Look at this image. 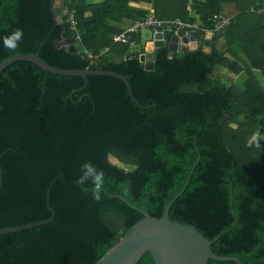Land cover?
<instances>
[{"label": "trees", "instance_id": "obj_1", "mask_svg": "<svg viewBox=\"0 0 264 264\" xmlns=\"http://www.w3.org/2000/svg\"><path fill=\"white\" fill-rule=\"evenodd\" d=\"M55 1L0 0V63L39 53L59 68L111 70L143 107L110 75H89L79 91L83 77L26 60L0 74V229L49 220L50 187L55 210L51 223L0 235V264H95L144 218L139 209L161 218L197 162L171 219L209 239L221 235L216 254L264 264V0H192L196 17L190 0H63L81 34L74 51L58 46L75 34ZM132 2L151 4L163 20L196 23L200 40L212 31L211 50L171 56L166 45L153 70L139 57L118 63L131 47L113 37L150 11ZM228 4L237 14L215 30ZM17 28L23 40L10 52L3 37ZM241 72L244 80L231 75ZM87 161L105 173L100 202L76 183ZM138 264L156 263L148 252Z\"/></svg>", "mask_w": 264, "mask_h": 264}, {"label": "water", "instance_id": "obj_2", "mask_svg": "<svg viewBox=\"0 0 264 264\" xmlns=\"http://www.w3.org/2000/svg\"><path fill=\"white\" fill-rule=\"evenodd\" d=\"M55 6V12L58 16V20L62 22L63 0H56ZM145 30L151 35V37L148 38L149 41H147L148 43L150 42V45H147L146 50L148 52H153L155 55L161 47L166 45H168L171 51V56H173L176 52L188 53L198 48L208 50V47H210L211 44V40L206 39L204 44L200 45L198 40L191 39L190 31L183 27L175 29L172 25H166L163 30L157 31L154 37L152 36V29ZM209 35L212 36L213 32L210 31ZM58 46H68L70 51H74L81 47V42H72L70 38H67L60 41ZM141 49V43L134 45L130 48L127 55L121 56L117 59V62H124L128 57H139L147 69L153 70L155 68L154 60H148L147 53L140 54ZM19 60L33 62L43 70L54 74L76 75L83 77L86 84L84 87L79 89V91L83 90L87 86L89 75H110L116 77L126 84L131 98L142 106L134 96L131 84L124 75L104 69L59 68L46 62L41 58L39 53L16 54L5 59L0 63V74L11 64ZM144 108H150V105H147ZM197 164L198 162L193 165L183 189L168 203L164 215L161 218L154 217L149 212L138 208L144 214V218L128 228L124 236H122L120 240L113 245L95 264H138L142 257L148 252L153 255L156 264H209L211 259L216 261H234L237 264H243L241 259L238 257L219 255L213 251L212 245L221 237V235L214 239H209L196 226L175 222L170 217V211L173 204L187 189ZM2 185L3 172L0 166V193ZM115 196L123 199L130 206L137 208L125 197L121 195ZM50 203L51 187L48 190L47 201V206L52 212V217L49 220L28 223L16 227L3 228L0 229V235L10 232H19L23 229L33 228L35 226L53 222L55 210L51 207Z\"/></svg>", "mask_w": 264, "mask_h": 264}, {"label": "built area", "instance_id": "obj_3", "mask_svg": "<svg viewBox=\"0 0 264 264\" xmlns=\"http://www.w3.org/2000/svg\"><path fill=\"white\" fill-rule=\"evenodd\" d=\"M62 16L67 17V21L70 24V28L75 34V42H81V34L78 29V21L75 17V10L70 9L68 6L63 7ZM215 21V30H220L225 28L229 22L230 17L221 13L214 18ZM166 25H172L175 29L179 27L186 28L188 30H193L198 27V25L183 22L180 19L173 20H163L156 16L153 9H151L145 17L137 19L132 22L131 25L125 28L120 34L114 37L115 42H120L128 44L130 47H133L137 44L135 36L141 34L145 29H152L154 31L163 30ZM92 56V54H90ZM98 59V56H95Z\"/></svg>", "mask_w": 264, "mask_h": 264}, {"label": "clouds", "instance_id": "obj_4", "mask_svg": "<svg viewBox=\"0 0 264 264\" xmlns=\"http://www.w3.org/2000/svg\"><path fill=\"white\" fill-rule=\"evenodd\" d=\"M23 36V30L17 28L9 35L3 37V46L10 52H15L23 40ZM253 141H256V146L259 147V142L255 136ZM76 183L81 186L86 194L90 192L96 202L101 201L105 185V173L91 161L84 162L81 165V174Z\"/></svg>", "mask_w": 264, "mask_h": 264}, {"label": "crops", "instance_id": "obj_5", "mask_svg": "<svg viewBox=\"0 0 264 264\" xmlns=\"http://www.w3.org/2000/svg\"><path fill=\"white\" fill-rule=\"evenodd\" d=\"M199 1H202V2H204L205 0H199ZM87 2L89 3V4H97V3H99L100 2V0H87ZM191 4H192V0H190L189 1V9L191 8ZM131 6H133V7H135V8H146V9H153V6L150 4V5H148V4H139V3H135V2H132L131 3ZM225 14H227L230 18L231 17H233L234 15H236L237 14V10L235 9V7L233 6V5H225V7H224V11H223ZM190 13H191V16H193V17H196L197 16V11L196 10H194V9H190ZM190 31V37H191V39H193V40H198V42L200 43V45L201 44H204V42H205V40L206 39H210L211 40V44H210V47H208L209 49L208 50H205V51H210L211 50V47H212V38H213V35L211 36V35H209V32H207L206 33V35L202 38V40H200L199 39V36H198V32H197V30L196 29H193V30H189ZM157 31H154L153 30V37H154V35H155V33H156ZM116 36V35H115ZM114 36V37H115ZM113 37V38H114ZM140 41L138 42L139 44L141 43L142 44V49H141V51H140V54H142V53H147V58L149 59L150 57L152 58V59H150L151 61H153L154 60V62H155V54H153V52H148L147 50H146V48H147V45H150L147 41H149L148 40V38L149 37H151V35L150 34H148L147 32H146V30H144V31H142L141 32V34H140ZM152 37V38H153ZM137 43V44H138ZM146 43V44H145ZM219 70H221L222 72H227V73H229L230 74V72H228L226 69H224V68H222V67H219ZM231 75H233V74H231ZM233 76H235L236 77V79H238V78H240V79H242V80H244L245 78H246V74H245V72H241L239 75H233Z\"/></svg>", "mask_w": 264, "mask_h": 264}, {"label": "rangeland", "instance_id": "obj_6", "mask_svg": "<svg viewBox=\"0 0 264 264\" xmlns=\"http://www.w3.org/2000/svg\"><path fill=\"white\" fill-rule=\"evenodd\" d=\"M150 10H151V9H150ZM153 10H154V8H153ZM232 76H233V75H232ZM232 76H231V77H232ZM234 77H235V76H234ZM109 216H110L111 218H116V216H113V215H111V214H109ZM117 218H118V217H117ZM120 227H121V226H120L119 224H117V228L120 229Z\"/></svg>", "mask_w": 264, "mask_h": 264}, {"label": "bare ground", "instance_id": "obj_7", "mask_svg": "<svg viewBox=\"0 0 264 264\" xmlns=\"http://www.w3.org/2000/svg\"><path fill=\"white\" fill-rule=\"evenodd\" d=\"M148 57V56H147ZM148 59V58H147ZM150 59H152L151 57L148 59V60H150Z\"/></svg>", "mask_w": 264, "mask_h": 264}]
</instances>
